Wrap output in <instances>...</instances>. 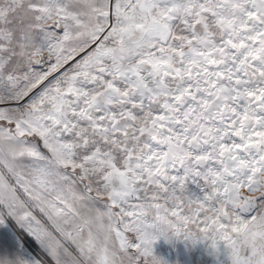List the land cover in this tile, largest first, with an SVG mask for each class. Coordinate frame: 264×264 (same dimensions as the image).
<instances>
[{"label":"snow or ice","instance_id":"snow-or-ice-1","mask_svg":"<svg viewBox=\"0 0 264 264\" xmlns=\"http://www.w3.org/2000/svg\"><path fill=\"white\" fill-rule=\"evenodd\" d=\"M0 264H264V0H0Z\"/></svg>","mask_w":264,"mask_h":264},{"label":"rangeland","instance_id":"rangeland-1","mask_svg":"<svg viewBox=\"0 0 264 264\" xmlns=\"http://www.w3.org/2000/svg\"><path fill=\"white\" fill-rule=\"evenodd\" d=\"M156 251L164 257L175 259L174 252L170 251L169 247L164 243L158 241L156 244Z\"/></svg>","mask_w":264,"mask_h":264}]
</instances>
